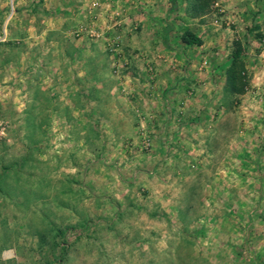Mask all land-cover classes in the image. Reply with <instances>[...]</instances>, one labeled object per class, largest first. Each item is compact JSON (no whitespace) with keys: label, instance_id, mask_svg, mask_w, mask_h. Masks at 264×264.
<instances>
[{"label":"rangeland","instance_id":"374dc122","mask_svg":"<svg viewBox=\"0 0 264 264\" xmlns=\"http://www.w3.org/2000/svg\"><path fill=\"white\" fill-rule=\"evenodd\" d=\"M66 1L0 0V264H264V199L254 192L264 7L175 0L167 19L169 3L150 23L157 37L145 51L133 48L130 35L141 44L144 34L130 14L147 13L146 0L136 1L148 4L141 10L84 0L83 19L57 30ZM185 31L201 44L182 42ZM67 39L99 52L111 84L105 101L135 113V133L116 136V119H94L101 136L85 138L79 120L50 117L33 99L39 69ZM237 43L242 91L228 93ZM160 84L174 85L168 101Z\"/></svg>","mask_w":264,"mask_h":264},{"label":"crops","instance_id":"0c3cea01","mask_svg":"<svg viewBox=\"0 0 264 264\" xmlns=\"http://www.w3.org/2000/svg\"><path fill=\"white\" fill-rule=\"evenodd\" d=\"M83 1L84 0L66 1V5L70 8V11L67 13V16L63 18L62 16H59L58 18L56 17L57 19L54 22L56 23V26L54 28L60 30L62 28L61 24L63 22L74 25L75 22L82 20V16H77L76 8H82L83 4H85ZM136 1L137 0H128L127 3H133L134 7H136V9L140 8V10L141 8L145 9L149 7L148 4L150 5L149 11L147 13H141L140 10H138L140 14H137L134 9V13L130 14L134 19V23H141L142 30L140 31V34H144V36L142 35L140 38H144V41L140 44V42L136 39L137 36L135 37L130 35V33L128 35L134 39V49L143 48L145 51H150L153 49V43H151V39L153 41V39L157 36L153 35L151 28V30L147 29L150 27V23H152V21L160 23V17L162 15L167 19L168 15H170L173 9L174 2L171 0H146V3L148 4H141L137 3ZM253 1L254 0H246L245 3L242 4L252 6L254 3ZM51 3L54 5H59V2L57 1H51ZM102 3L108 7L110 5L127 7V5H124L126 4L125 0H104ZM167 3L170 5L168 12L167 14L161 15V8L163 9V5L166 7L165 5ZM255 3L257 6H259V8L264 7V0H256ZM138 4L139 7L137 6ZM153 6L158 9V12L150 11L151 9L153 10ZM153 15H156L157 17L154 18ZM66 17H69L68 20H66ZM105 17H107V13L105 12L99 16L100 19H105ZM128 19H125L124 21H127ZM168 25H170V22ZM54 34L57 35L58 32H55ZM164 38L165 37L162 35V40ZM55 43L56 44L53 46L54 54L52 57V62L47 65L48 67L45 66L44 70L41 68L39 69V80L34 81L36 95L33 99L36 101V103H47V111L50 113L49 116L55 119L65 120L66 122L68 120L72 121L74 119L78 122L79 120V122H81L83 125L76 128V131L80 133L86 131L87 136L85 135V138L88 137V132L97 138L101 136L99 130H97V126L95 125V127L93 125L94 119H116L117 127L115 126L110 130V133L116 134V136L122 133L129 135L131 133H135L137 128V126L136 128L134 126V123L137 120L135 113H133V111H130V113H125L122 109L125 106H116L110 99L105 101L106 98H104V90L110 87L109 85L111 84L107 83L109 81L105 78L106 67L104 66L103 62L101 63L98 61L97 55L99 52L95 50L96 48L92 49V47H89L86 42L75 39H67L65 40V44H62V41H56ZM173 86L174 85L172 84H160L158 86L157 89L159 91L161 100H169L165 96L166 91H168V89L172 88ZM137 92L138 89H136V93ZM110 98L113 99V97ZM134 98L136 99L135 103L141 102L139 100V95L135 94ZM0 99H2L1 96ZM17 99H19V96ZM17 99L16 101H18ZM105 102L108 104L105 105ZM119 103L123 105L125 103L126 105V101H123L122 99L119 100ZM89 106H91L92 109H89ZM125 120H128V126L125 131H122L119 129L118 125H125ZM158 142L160 143L159 140ZM161 144H164V140L161 142ZM255 157V166L259 173H256L257 176L255 180L257 182V187L255 189L256 191L254 192L256 193V197L262 200L264 199V142L260 144V147L257 148Z\"/></svg>","mask_w":264,"mask_h":264},{"label":"trees","instance_id":"16d2710c","mask_svg":"<svg viewBox=\"0 0 264 264\" xmlns=\"http://www.w3.org/2000/svg\"><path fill=\"white\" fill-rule=\"evenodd\" d=\"M174 2L175 0H171ZM182 42L186 44H201V39L193 32L185 31L181 35ZM241 47L237 43L231 54V62L226 70L225 91L228 93H239L242 91V76L241 71L244 69V64L241 61Z\"/></svg>","mask_w":264,"mask_h":264},{"label":"built area","instance_id":"2783aa9c","mask_svg":"<svg viewBox=\"0 0 264 264\" xmlns=\"http://www.w3.org/2000/svg\"><path fill=\"white\" fill-rule=\"evenodd\" d=\"M82 30V28L81 29H79V30H76L74 33H76V34H78L79 33V31H81ZM89 33L91 34V35H99V34H97V33H95V31H93V30H89ZM5 36H6V32H5V29H3V34H2V36H0V40H5ZM119 36H116V38H118Z\"/></svg>","mask_w":264,"mask_h":264}]
</instances>
